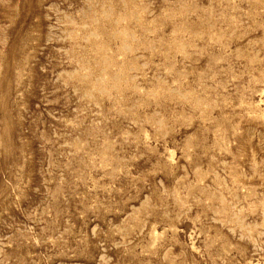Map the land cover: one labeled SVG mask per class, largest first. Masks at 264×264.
<instances>
[{
  "label": "rangeland",
  "instance_id": "rangeland-1",
  "mask_svg": "<svg viewBox=\"0 0 264 264\" xmlns=\"http://www.w3.org/2000/svg\"><path fill=\"white\" fill-rule=\"evenodd\" d=\"M0 264H264V0H0Z\"/></svg>",
  "mask_w": 264,
  "mask_h": 264
}]
</instances>
